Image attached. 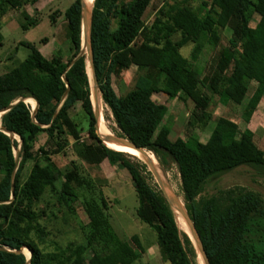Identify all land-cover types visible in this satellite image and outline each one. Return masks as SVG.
<instances>
[{"label":"trees","instance_id":"1","mask_svg":"<svg viewBox=\"0 0 264 264\" xmlns=\"http://www.w3.org/2000/svg\"><path fill=\"white\" fill-rule=\"evenodd\" d=\"M35 1L31 0L32 4ZM151 1L93 0L91 47L101 99L120 136L151 152L162 166L175 164L183 204L210 264H264V199L260 194L234 186L201 195L209 178L239 166L264 178V150L225 116L216 120L205 142L194 134L170 140V128L161 124L167 107L152 98L153 93L162 92L193 99L191 121L196 123L204 117L212 95L225 106L241 105L253 83L254 90L241 112L248 122L264 94V0H197L195 4L182 0L175 7L158 9L146 22ZM24 2L0 0V19L10 9L22 12ZM80 11V0H73L63 12L70 51L67 60L61 54L45 57L27 42V56L0 74V110L19 100L0 116V125L21 138L12 178L18 142L0 129V246L5 248L0 249V264H26L25 253L18 252L23 247L31 251L28 264H132L144 251L136 234L130 240L118 236L104 198L100 203L85 199L89 231L80 241L64 245L52 241L53 248L45 250L50 231L38 221L43 211L37 210V203L48 189L60 207L48 205L46 221L58 220L61 213L67 222L81 177L79 166L71 161L72 168L62 174L63 180L56 186L60 173L55 165L47 158L41 166L37 159L39 152L48 153L45 141L34 149L41 132L48 140L55 137L62 141L66 136L78 140L86 132L81 158L92 165L106 159L127 170L138 200L137 217L156 232L163 258L170 264H199L193 243L179 227L175 213L160 190L149 183L146 166L132 161L130 154L108 147L96 133L86 57L71 63L80 49ZM255 15L258 18L253 20ZM26 19L23 29L37 22L33 17ZM224 28L231 30L228 42L202 77L197 64L180 49L188 42L215 48L221 41L218 29ZM3 40L0 30V46ZM133 67L140 72L134 86L118 95L110 75L117 77ZM53 83L61 86V96L55 102H44L41 92ZM27 97L36 98L35 111L23 100ZM77 101L81 111L76 117L70 112ZM59 151L57 147L51 152ZM86 185L92 187L90 181Z\"/></svg>","mask_w":264,"mask_h":264},{"label":"rangeland","instance_id":"2","mask_svg":"<svg viewBox=\"0 0 264 264\" xmlns=\"http://www.w3.org/2000/svg\"><path fill=\"white\" fill-rule=\"evenodd\" d=\"M71 1L73 0H36L32 4L31 0H26V2L22 4V12L10 9L2 15L0 19V30L4 40L0 46V74L8 67L15 65L27 56L29 50L25 45L27 42L33 44L45 57L61 54L64 60H67L70 51L63 12ZM181 1L182 0H152L145 14L146 22L152 20L158 9L165 7L167 10L169 6L175 7ZM190 2L195 4L197 0H190ZM92 7L93 3L91 5V8ZM27 17L35 18L37 22L23 29L22 24L27 22ZM257 18L258 17L255 15L253 20ZM218 32L221 35V41L215 48L207 45H195L194 43L188 42L180 49L181 54L188 57L192 64H197V71L201 72L202 77L206 76L207 70H209L211 64L214 63L218 52L223 45L227 44L228 38L231 35V30L229 28L218 29ZM86 70L90 86V99L92 108L94 109V102L92 100L93 92L91 89L93 81L87 62ZM139 74L140 72L133 67L123 70L117 77L110 75V80L115 92L118 95L125 94L134 86L135 80ZM254 87L255 85L250 83L244 97V102L241 105L229 104L225 106L218 101L216 95H212L210 103L204 110V117L199 119V122L196 123L191 121L192 112L195 109V102L193 99L187 98L184 100L180 98V96L170 97L162 92L153 93L152 98L155 102L162 103L167 107L166 114L161 124L170 128V140H175L177 137L187 139L190 135L194 134L198 136L200 141L205 142L216 120L220 116H225L237 122L239 129L248 134L253 141L264 150V94L258 108L252 114L250 120L245 122L241 118L244 103L250 97ZM201 90L210 95L208 90L203 88H201ZM61 91V86L57 83H53L50 87L41 92V95L44 102H55L58 96H61ZM97 91L100 99V108H97L103 117L104 128H107L106 131H109L108 134L112 133L113 135H119L121 131L117 127L109 108L102 101L99 89ZM183 97L185 96L183 95ZM59 99L58 105L60 106L62 99ZM25 102L30 105L32 110L36 105L35 102L32 104L27 99H25ZM80 111L81 103L77 101L70 115H75L77 117ZM1 115L2 114H0V116ZM14 139L18 142V149L19 138L15 135ZM44 141L45 150L48 153L39 152L37 159L41 166H44L48 162L47 158L50 159L49 162L55 165V168L60 173L56 181L57 187H59L60 182L63 180L62 174L72 168L71 161L77 163L79 166L81 177V183H77L76 189L78 197L74 198L71 202V210L70 214L68 213L69 217L67 218V222L62 220L61 213L57 214L58 217H61L58 220L52 219L50 222L46 221V217L50 212L49 206H52L54 209L60 207L55 204V199L50 195L48 189H46L47 191L37 203V210L41 209L43 211L38 221L42 225L46 224L47 229L50 231L46 239L45 250H51L53 248L52 241L60 245H64L69 241H80L83 234L89 231L88 217L84 206L85 199H95L100 203L101 198H104L107 204V213L110 222L118 236L121 239L130 240L131 235L136 234L142 243L144 248L143 254L140 259H137L132 264H170L161 255V249L157 244L156 232L149 225L141 222L137 217L136 209L138 200L136 192L131 183V178L124 167L119 163L110 164L106 159L93 165L84 162L80 153H85L83 152V143L87 141L86 132H84L78 140H72L69 136H66V141H62L61 139L57 140L55 137L48 140L45 133L41 132L36 138L34 149L44 143ZM57 147L60 150L59 152H51ZM154 158L156 159V166L159 168L162 177L183 204L180 181L175 164L168 163L164 167L155 156ZM130 159L132 161H138L146 166L145 173L147 174L149 183L160 190L154 173L151 171L146 161L139 160L132 155ZM31 164V161L28 162V169L31 168ZM86 181H90L92 187L86 185ZM234 186H244L247 189L254 190L264 199V178L256 175L254 171L247 166H239L225 174L212 176L204 184L201 195L208 196L217 193L221 189ZM175 215L177 218L176 213ZM181 229L185 231L183 228ZM22 249L26 257L29 256V250L26 247ZM198 260L202 262L199 257Z\"/></svg>","mask_w":264,"mask_h":264},{"label":"water","instance_id":"3","mask_svg":"<svg viewBox=\"0 0 264 264\" xmlns=\"http://www.w3.org/2000/svg\"><path fill=\"white\" fill-rule=\"evenodd\" d=\"M80 4H81V11H80V15H81V33H80L81 43H80V49H79L78 53L75 55V57L72 59L71 63H73L80 56L85 55L86 62L89 65L91 76H92V81H93L91 89H92L93 95L97 99V97H98L97 77H96L94 61H93V53H92V47H91V13H92L91 10H92V8L88 7L84 3L83 0H80ZM63 80L66 81L65 78ZM27 98L34 99V102L36 105L33 108V111H35L37 108V105H38L36 98H33V97H27ZM27 98H24L23 100L25 101V99H27ZM18 101L19 100L11 103L7 108L0 110V114H3L4 112H6L12 105H14ZM93 112H94V117L96 120V122H95L96 133L105 145H107V143H112L115 145L130 147L132 149H135V150L141 152L143 155L148 156V151L146 149L137 146L135 143H133L132 141H130L126 137H123L120 135H113L112 133L101 135L98 132L99 111H98V108L96 107L95 104H94ZM0 129L3 132H6L12 138H14L15 135L19 138V148L15 151V155H14L15 156L14 157L15 165H14V170L12 173V178H13L14 172H15L17 165H18V162H19L21 138L17 134L11 133L10 131H8L7 129L2 127L1 125H0ZM146 163L149 166V168L151 169V171L154 173L156 182L159 185L161 193L164 196V198L166 199L170 208L173 210L174 213H176V214L179 213V215L182 217V219L186 225V228H187V231L185 230V232L189 236L190 240L192 241L193 246L197 252L199 259L202 260V264H210L209 259L207 257V254L203 248L202 241L199 237V234H198V232L194 226V223H193L192 219L190 218V215H189L188 211L186 210L184 204L180 203L178 196L172 191V189L170 188L168 183L164 180V178L162 177V175L159 171V168L156 166V164H154L151 160H146ZM12 188H13V186H12ZM13 197H14V194L12 192L10 199H12ZM0 249L4 250L5 248L0 246ZM19 251H23V249L21 248L20 250H18V252ZM29 253L30 254H29V256H27V263L26 264H28L29 260H30V256H31L30 250H29Z\"/></svg>","mask_w":264,"mask_h":264},{"label":"bare ground","instance_id":"4","mask_svg":"<svg viewBox=\"0 0 264 264\" xmlns=\"http://www.w3.org/2000/svg\"><path fill=\"white\" fill-rule=\"evenodd\" d=\"M84 3L88 6V7H91L92 3H93V0H83ZM30 99L29 101L34 104V99L32 98H28ZM92 100L94 102V104L96 105V107L100 108L99 104H100V99H99V96L96 97L93 95L92 96ZM105 106V105H104ZM99 111V109H98ZM103 117L102 115L100 114L99 112V116H98V132L101 134V135H105V134H108V132L106 131V129L104 128V125H103ZM107 146L115 149V150H118V151H122V152H125V153H128L134 157H136L137 159L139 160H143V161H146V160H151L154 164H156V159L154 158V156L148 152V156L146 155H143L141 152L135 150V149H132L130 147H126V146H120V145H115V144H112V143H107ZM128 156V155H127ZM131 157V156H130ZM165 167V166H164ZM179 199V198H178ZM180 201V200H179ZM181 203V202H180ZM177 219H178V223H179V226L180 228H183L184 230L187 231V228H186V225L182 219V217L179 215V213L177 214ZM28 254V253H27ZM200 261V260H199ZM199 264H202V262L200 261Z\"/></svg>","mask_w":264,"mask_h":264}]
</instances>
